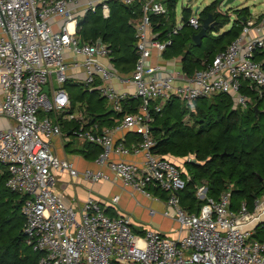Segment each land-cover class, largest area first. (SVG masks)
I'll return each instance as SVG.
<instances>
[{
  "label": "built area",
  "instance_id": "2783aa9c",
  "mask_svg": "<svg viewBox=\"0 0 264 264\" xmlns=\"http://www.w3.org/2000/svg\"><path fill=\"white\" fill-rule=\"evenodd\" d=\"M109 1L0 0V114L12 120L0 130V163L6 167L5 185L25 195L20 210L26 244L42 253L38 264H264V238L252 239L264 229V192L253 200L252 208L243 201L233 210L230 187L214 199L206 197V186L201 184L196 194L206 201L198 212H187L178 195L185 186L180 168L154 151L156 140L150 130L151 112L160 111L172 97L183 102L187 122L198 98L227 94L243 109L251 102L243 89L264 96L260 54L264 18L250 13L224 51L204 68L187 74L180 61L172 68L150 61L154 51L161 53L171 43L183 22L159 40L151 16L166 15L162 0H118L137 5L140 11L134 22L136 60L124 74L112 67L107 42L100 37L82 41L77 33L78 15L100 6L103 17H108ZM53 20L59 21L57 29ZM187 24L200 25L198 12H192ZM71 70H81L84 87L98 90L121 113L115 126L101 131L95 124L87 127L85 107L82 103L72 106L65 88ZM133 99L140 100L135 110L125 111L127 100ZM152 100L156 103L151 104ZM44 111L53 116L39 117ZM63 121L76 122L70 131L75 138L101 147L96 169L80 171L52 149L51 138L69 139ZM119 130L133 131L141 139L127 147L114 137ZM111 154L141 155L142 161L112 159ZM64 173L92 182L120 180L142 193L151 184L165 190L168 196L161 213L175 216L178 235L153 229L136 233L127 214L109 216L102 202L91 195L74 208L55 190L58 175ZM117 199L113 196L110 203Z\"/></svg>",
  "mask_w": 264,
  "mask_h": 264
},
{
  "label": "trees",
  "instance_id": "16d2710c",
  "mask_svg": "<svg viewBox=\"0 0 264 264\" xmlns=\"http://www.w3.org/2000/svg\"><path fill=\"white\" fill-rule=\"evenodd\" d=\"M222 1L213 0L198 12L200 25L197 28L187 24L192 12L190 8H184L181 12L184 25L177 34L171 36V43L163 50V57H180L182 70L193 74L211 62L215 55L224 51L238 36L250 10L248 7L233 10L234 20L223 31L222 28L231 20L227 13L218 10ZM176 2L177 0H167L165 16H151L153 30L158 32L159 40H164L167 32L175 26ZM209 14L212 15L213 26L208 28L205 38L210 42L200 53L195 48L197 44L192 43V36L199 31L202 20ZM139 16L137 5L127 6L118 0H111L108 17H103L100 6L94 11L79 14L77 33L82 41L100 37L107 42L111 48V61L118 72L127 74L136 60L134 22ZM260 54L264 58V51ZM73 86L74 84L66 83L71 92ZM243 92L251 97V102L243 109L235 106L227 94L196 99L190 115V120L193 121L191 127L185 125L180 118L185 113L183 107L179 114L176 113L173 97L163 104L160 111L151 112L153 121L150 130L156 140L154 151L166 157L171 155L183 160L182 170V164L171 159L180 168L181 176L185 180V186L178 191V195L180 206L189 213L198 212L199 207L206 201V198L200 199L196 194V188L201 184L206 186V197L214 199L230 187L229 207L233 210L243 201L248 205L252 204L264 192V96L257 95L253 89L246 88ZM83 93L82 104L89 118L87 127L96 122L112 126L114 122L109 116L112 113L119 116L121 113L110 109L106 101L103 102L104 98L98 94V90L84 89ZM74 101L71 99L72 106ZM139 101L129 100L131 105L126 104L124 110L134 111V105ZM154 103L156 101L152 100L151 104ZM62 125L67 131L77 126L74 121H63ZM135 134L133 137L136 136L140 141V134ZM82 147L81 152L87 158H95L101 152V147L94 142H84ZM6 178V171L0 174V186L3 185L0 187V264H38L42 253L34 251L26 244L22 232L24 217L20 209L25 195L11 191L5 185ZM154 190L167 198L168 193L165 190L157 186Z\"/></svg>",
  "mask_w": 264,
  "mask_h": 264
},
{
  "label": "crops",
  "instance_id": "0c3cea01",
  "mask_svg": "<svg viewBox=\"0 0 264 264\" xmlns=\"http://www.w3.org/2000/svg\"><path fill=\"white\" fill-rule=\"evenodd\" d=\"M52 26L54 29H57L59 21L53 20ZM176 60L180 61V57L166 59L163 57V52L158 53L154 51L150 61L172 68L175 64H177V62H175ZM111 65L118 71L112 61ZM176 66L177 65L174 67ZM83 77L84 74L81 70H71L67 83H73L74 81L82 82ZM115 83L118 87L120 86L117 82ZM1 98L2 93L0 91V100ZM128 101L129 100H127L126 104L130 106L131 104L128 103ZM136 105L137 104L134 105V108ZM109 108L112 109L111 105ZM109 117L111 121L114 122L112 126H115L119 122L121 115L117 116L112 113ZM10 124H12V120L0 114V130L7 128ZM94 124L96 125L97 131H101L103 128L112 127L108 126L106 123L100 125L96 122ZM71 129H69V131L63 129L64 133L69 136V139H64L62 138L63 136H56L50 139L52 149L58 157L72 161L75 167L80 171L87 167L96 169L98 167L97 164H95L96 157L87 158L84 156L81 152L84 142L75 138L70 132ZM133 135H136L135 132L130 130H119L114 132L115 139L123 141L127 147H132L137 143L138 140L136 139V136L133 137ZM110 157L112 159L122 158L129 161H142L141 155L134 154L122 156H119L118 154H111ZM169 158L174 162L182 164V170L184 169L182 159L171 155ZM102 169L106 172L109 171L106 166ZM5 171V165L0 163V174H3ZM154 189L155 186L151 184L146 188V192L142 193L132 190L128 186H124L120 180L92 182L89 179L83 178L81 175L78 177H71L66 173L58 175V180L55 185V190L61 193L64 200L74 208L81 206L83 201L91 195L95 199L102 202V207L104 208L105 213L109 216L127 214L131 221V227L136 233L142 234L147 229H153L172 237L177 236L178 234L175 232V229H177L178 224L175 219L173 217L172 219L163 216L161 213L165 206L166 199L162 196L161 192ZM115 195L118 196L117 201L115 204L110 203L111 198ZM150 208L156 209V212L151 214L149 212Z\"/></svg>",
  "mask_w": 264,
  "mask_h": 264
},
{
  "label": "rangeland",
  "instance_id": "374dc122",
  "mask_svg": "<svg viewBox=\"0 0 264 264\" xmlns=\"http://www.w3.org/2000/svg\"><path fill=\"white\" fill-rule=\"evenodd\" d=\"M212 1L213 0H177V2L175 4V8H174L175 25L179 22H181V23L183 22L180 17H181V12L184 8H190L191 12H193L195 10V8L198 7V10L201 11V9H203L206 5L210 4ZM223 2H225V0H223L222 2L219 3L218 10H221V12H223V13H227L230 17V20H231L229 24H227L226 26H224L222 28L223 31L228 29L229 26L231 25V22L234 20L235 15H234L233 10H235V9H240L242 7H248L251 14L260 16V18H264V0H230V2L228 4H226L225 7H222ZM162 4L164 5L165 8H167V0H162ZM240 32H241V30H240ZM209 42L210 41L208 40V38L204 37L202 39V43L199 45L197 44V46L195 47L196 50L199 51L200 53L203 52L207 48ZM192 43H194V42L192 41ZM69 83H71V82H69ZM71 84H74V86L72 87V92H71V90H68V88L66 87V84H65V88H66L68 94L70 93L69 95H70L71 99L75 100L74 104L76 106H78L79 103L83 102V97H84L83 92H84L85 87L83 85V82L74 81ZM71 93L73 94L72 96H71ZM248 96L250 97V95H248ZM173 98H175L174 102L176 104V113L179 114L182 110L181 109L182 107L185 109V113H186L187 109L184 107V104L181 101V99H179L178 97H173ZM97 99H98V97H97ZM105 101H106L107 106L109 107L110 105H109V102L107 101V99H104L103 102H105ZM263 105H264V103H263ZM184 114L180 116L182 121H183ZM47 115L51 116V117L53 116L51 112L44 111V112L38 113L39 117H43V116H47ZM190 115H191V112H190ZM184 124L185 125L187 124L188 127H191V126H193V121H192V119L190 120V118H189V120H187V122H184ZM0 187H3V185H1ZM198 198L201 199L200 196ZM5 205L8 206V204H5ZM248 207L252 208V204H249ZM172 216L175 217L174 215H171V217H169V218H172ZM258 231L260 232V237H258V235L255 233L254 236L252 237V239H263L264 238V229L260 228Z\"/></svg>",
  "mask_w": 264,
  "mask_h": 264
},
{
  "label": "water",
  "instance_id": "95a60500",
  "mask_svg": "<svg viewBox=\"0 0 264 264\" xmlns=\"http://www.w3.org/2000/svg\"><path fill=\"white\" fill-rule=\"evenodd\" d=\"M229 2L230 0H225V2L222 3V7H225L226 4H228ZM194 12H199L198 7L195 8ZM212 26H213L212 15L209 14L207 17H205L202 20L199 31L192 36L193 42L199 45L201 43L202 38L207 35L208 28ZM43 90L47 91V86H44ZM254 108H256V105H254ZM191 161H193V159H191Z\"/></svg>",
  "mask_w": 264,
  "mask_h": 264
}]
</instances>
